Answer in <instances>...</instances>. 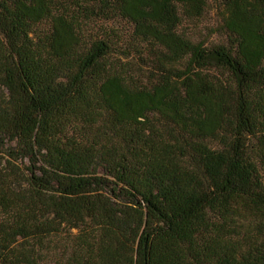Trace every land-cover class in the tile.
I'll return each instance as SVG.
<instances>
[{"label":"trees","instance_id":"16d2710c","mask_svg":"<svg viewBox=\"0 0 264 264\" xmlns=\"http://www.w3.org/2000/svg\"><path fill=\"white\" fill-rule=\"evenodd\" d=\"M0 0V264H264V0Z\"/></svg>","mask_w":264,"mask_h":264},{"label":"rangeland","instance_id":"374dc122","mask_svg":"<svg viewBox=\"0 0 264 264\" xmlns=\"http://www.w3.org/2000/svg\"><path fill=\"white\" fill-rule=\"evenodd\" d=\"M205 15L199 20H185L182 30L195 40H206L208 43L222 40L224 31L222 12L216 0H208Z\"/></svg>","mask_w":264,"mask_h":264}]
</instances>
